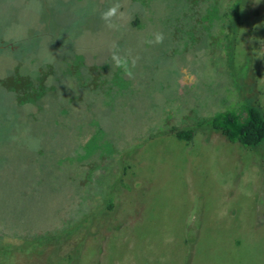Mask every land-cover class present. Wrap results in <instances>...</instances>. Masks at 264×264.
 I'll return each instance as SVG.
<instances>
[{"label": "rangeland", "instance_id": "374dc122", "mask_svg": "<svg viewBox=\"0 0 264 264\" xmlns=\"http://www.w3.org/2000/svg\"><path fill=\"white\" fill-rule=\"evenodd\" d=\"M243 104L264 110V0H0V216L51 234H0V264H264V140L211 126Z\"/></svg>", "mask_w": 264, "mask_h": 264}, {"label": "trees", "instance_id": "16d2710c", "mask_svg": "<svg viewBox=\"0 0 264 264\" xmlns=\"http://www.w3.org/2000/svg\"><path fill=\"white\" fill-rule=\"evenodd\" d=\"M226 14V13H224ZM137 19L132 20L135 24ZM35 84L30 79L22 81L21 86L12 88V91L18 99L26 101L29 98L37 100ZM211 126L220 130L224 136L231 142H238L244 147L256 149L264 140V110L256 104H243L235 111L223 110L216 113L211 119ZM178 138L190 140L193 136V130H174ZM41 165V164H40ZM43 166H38L42 170ZM19 227L11 225V222L0 216V234L13 236L17 238H24L27 240H36L39 238H46L51 236L49 232H36L34 235H29L21 230L23 218H18ZM11 228L9 231L8 228Z\"/></svg>", "mask_w": 264, "mask_h": 264}, {"label": "clouds", "instance_id": "9594fccd", "mask_svg": "<svg viewBox=\"0 0 264 264\" xmlns=\"http://www.w3.org/2000/svg\"><path fill=\"white\" fill-rule=\"evenodd\" d=\"M257 3H259V0H257ZM120 3H114L112 6H110L107 10L101 13L100 18L104 21L105 25L109 29H117L118 26L113 23L114 18L118 17L119 10H120ZM164 40V34L161 32H157L154 34V40L147 41L148 43H162ZM113 51L111 54V61H112V67L121 70L123 75H125L129 79H134L135 75V68H136V61L137 58H133L130 54V52L121 53L118 47L115 45L113 46Z\"/></svg>", "mask_w": 264, "mask_h": 264}, {"label": "flooded vegetation", "instance_id": "af4514ba", "mask_svg": "<svg viewBox=\"0 0 264 264\" xmlns=\"http://www.w3.org/2000/svg\"><path fill=\"white\" fill-rule=\"evenodd\" d=\"M185 78H189L187 75H185L182 80H181V83H183L185 81Z\"/></svg>", "mask_w": 264, "mask_h": 264}]
</instances>
